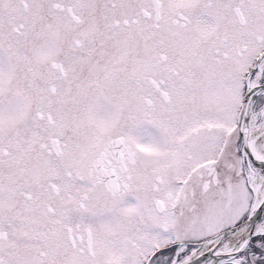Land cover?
Segmentation results:
<instances>
[{
  "label": "snow or ice",
  "instance_id": "snow-or-ice-1",
  "mask_svg": "<svg viewBox=\"0 0 264 264\" xmlns=\"http://www.w3.org/2000/svg\"><path fill=\"white\" fill-rule=\"evenodd\" d=\"M0 264H264V0H0Z\"/></svg>",
  "mask_w": 264,
  "mask_h": 264
}]
</instances>
